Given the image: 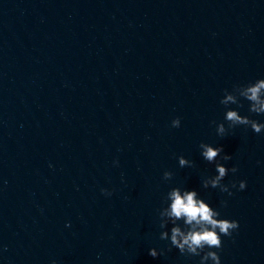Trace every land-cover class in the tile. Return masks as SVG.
I'll return each instance as SVG.
<instances>
[{
	"label": "water",
	"instance_id": "95a60500",
	"mask_svg": "<svg viewBox=\"0 0 264 264\" xmlns=\"http://www.w3.org/2000/svg\"><path fill=\"white\" fill-rule=\"evenodd\" d=\"M262 79L264 0H0V264H264V130L216 131L264 124ZM176 189L238 221L222 248L168 250Z\"/></svg>",
	"mask_w": 264,
	"mask_h": 264
},
{
	"label": "clouds",
	"instance_id": "9594fccd",
	"mask_svg": "<svg viewBox=\"0 0 264 264\" xmlns=\"http://www.w3.org/2000/svg\"><path fill=\"white\" fill-rule=\"evenodd\" d=\"M262 88H264V79L260 80V82L255 86L247 89V93L250 94L248 98L254 101H259V93ZM227 99L232 100L233 97L228 96ZM252 111L256 114H264V103H261L259 108L254 106ZM225 119L231 122L228 127H225L223 123H220L217 125L216 129L217 134L222 137L228 133L229 129H234L238 125L250 126L256 133H260L262 130H264V124L257 123L255 120H249L247 117H242L241 115H238L236 111H228ZM212 123L215 124L216 121H213ZM180 124V117H176L172 121L173 127H179ZM199 147L202 150L201 154L203 158L209 163L214 162L218 154L224 151L223 145L213 147L211 143L203 141L200 143ZM223 159L225 161L230 160L231 155L225 154ZM186 164L189 166H194V161L185 160L184 156L181 155L179 157V165L183 167ZM216 167L219 175L216 176L215 179L211 180L213 187L218 186L221 179L226 175V169L223 164H217ZM237 170V166H233L231 169V171L234 173ZM164 178H170V173L165 171ZM233 186H235V182L233 183ZM246 186V180H241L239 182L240 189H244ZM221 190L227 191V187L225 186ZM102 192L111 195V192L108 189H102ZM231 194L232 193H229V195ZM170 197L172 199V203L170 210L167 213L170 217L177 219L186 217V223L192 225L193 222H195V225H201V227L196 228L194 225L193 230L189 231L188 234L182 232L179 227L173 228L170 241L171 247L168 249L169 251L172 247H176L182 254H186L187 252V254L199 256L200 252H203L205 248L220 249L222 248V236H232V230H236L239 227L237 220H218L214 218L217 213H215L207 204H205L203 200H197L195 192H186L185 194L181 195L179 189H176L170 193ZM224 203L226 204L227 202L225 201ZM160 238L162 240L167 239V233H163ZM198 249L200 250L199 252L197 251ZM149 254L154 258L157 257V248H151ZM159 254H164V250L161 249ZM209 258L214 261V264H221L220 255L214 251L205 253L201 259V264H203L204 260H208ZM53 264H55V261H53Z\"/></svg>",
	"mask_w": 264,
	"mask_h": 264
}]
</instances>
